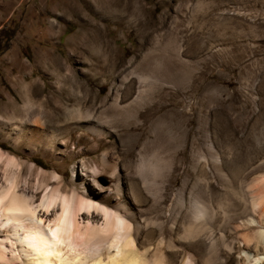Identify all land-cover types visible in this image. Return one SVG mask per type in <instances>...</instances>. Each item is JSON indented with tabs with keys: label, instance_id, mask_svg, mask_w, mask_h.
<instances>
[{
	"label": "rangeland",
	"instance_id": "374dc122",
	"mask_svg": "<svg viewBox=\"0 0 264 264\" xmlns=\"http://www.w3.org/2000/svg\"><path fill=\"white\" fill-rule=\"evenodd\" d=\"M118 2L109 15L94 10L92 0H0V149L19 164L18 187L35 193L37 181L46 179L115 202L116 167L121 198L132 204L131 187L143 185L132 166L143 159L145 183L164 186L165 206L180 189L188 204L198 181H208L213 203L241 199L239 176L223 188L213 160L218 155L220 170L236 175L264 155V0ZM171 31L191 62L186 69L175 57L161 68L157 54ZM139 66L150 97L140 110L127 109L122 105L132 91L118 107L119 80ZM130 81L121 96L134 90ZM151 197L145 191L153 217ZM233 236L243 247L241 236ZM251 253L232 256L241 259L236 264H253ZM258 256L264 264V254Z\"/></svg>",
	"mask_w": 264,
	"mask_h": 264
},
{
	"label": "bare ground",
	"instance_id": "6f19581e",
	"mask_svg": "<svg viewBox=\"0 0 264 264\" xmlns=\"http://www.w3.org/2000/svg\"><path fill=\"white\" fill-rule=\"evenodd\" d=\"M118 3V0H92L91 4L97 12L112 15ZM79 30L80 34L85 33ZM177 37V32L171 31L161 53L157 54L163 58L161 68L165 69L173 57L185 69L189 66L190 61L180 55L182 46ZM159 41L157 38L156 45ZM136 68L119 80L115 101L121 106L119 101L133 91L122 106L138 111L150 93L145 88L147 76L138 71L140 66ZM133 76L136 79L131 82L129 78ZM127 80L131 82L129 89L133 83L135 88L121 96L119 90ZM24 88L28 91V86ZM34 117L32 122H38ZM101 157L104 163L108 162L105 153ZM167 161L165 177L168 179L174 159ZM144 163L139 159L133 166L130 162L126 164L127 168L136 169L144 185L131 187L133 202L128 204L122 199L119 176L113 166L111 173L117 179L112 188L115 202L97 196L95 191L85 192L77 187L63 189L58 183L48 184L46 179L37 181L35 190L38 191L26 193L23 187H18L17 160L0 149V234H6L4 240L0 236V264H18L16 260L22 264H226L227 258L222 254L230 257L241 252H252L257 259L253 264L263 259L258 255L264 254V155L248 162L244 171L236 175L221 171V160L214 155L213 163L219 169H215L214 178L219 185L229 190L238 175L242 189L241 199L228 198L229 202L219 203L210 200L208 181H198L196 193L188 204L183 201L180 189L174 204L165 206L164 186L153 189L145 183ZM200 168L205 175L207 165ZM38 172L44 174L41 169ZM32 187L35 188L31 185L29 189ZM145 191L152 196L156 207L153 217L144 204ZM232 234L241 236L243 247L235 244ZM246 256L242 260L248 263ZM232 260L231 264H236L241 259L232 256Z\"/></svg>",
	"mask_w": 264,
	"mask_h": 264
}]
</instances>
